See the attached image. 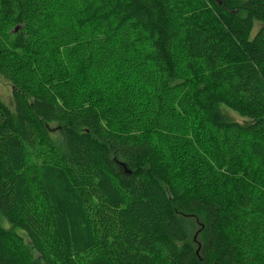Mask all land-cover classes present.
I'll return each mask as SVG.
<instances>
[{
  "label": "trees",
  "instance_id": "obj_1",
  "mask_svg": "<svg viewBox=\"0 0 264 264\" xmlns=\"http://www.w3.org/2000/svg\"><path fill=\"white\" fill-rule=\"evenodd\" d=\"M65 60L144 94L85 104ZM0 72V264H264V0H0Z\"/></svg>",
  "mask_w": 264,
  "mask_h": 264
},
{
  "label": "rangeland",
  "instance_id": "obj_2",
  "mask_svg": "<svg viewBox=\"0 0 264 264\" xmlns=\"http://www.w3.org/2000/svg\"><path fill=\"white\" fill-rule=\"evenodd\" d=\"M259 28L258 22H255L251 36ZM63 71L74 81L79 88L80 98L85 104H90L92 106H99L102 101V96H104L106 91L112 89L116 90H130L133 94L138 96H143L144 86L132 75L122 74L118 69L111 68L100 73H93L88 68L80 65L76 61L65 60L62 65ZM202 89V88H200ZM189 90L193 91V88L190 87ZM0 101L8 107V109H13L12 101V87L10 82L2 75L0 72ZM212 113L217 117L235 121L239 124H244L247 122V119L236 111L224 106L216 105L212 109ZM188 145H201L199 126L197 117L190 112L185 114V125L179 136V139L176 143L175 153L177 157L180 158L184 153ZM122 160L119 158H114V167H122ZM116 165V166H115ZM189 218V224L193 226L192 231L189 236L193 240L197 238L198 226L191 217ZM0 223L3 227H8L5 219L0 215ZM16 232L20 235H23V232L19 229H16ZM26 239V237L24 236Z\"/></svg>",
  "mask_w": 264,
  "mask_h": 264
}]
</instances>
